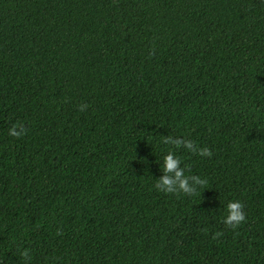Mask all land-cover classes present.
Returning a JSON list of instances; mask_svg holds the SVG:
<instances>
[{
  "label": "trees",
  "instance_id": "1",
  "mask_svg": "<svg viewBox=\"0 0 264 264\" xmlns=\"http://www.w3.org/2000/svg\"><path fill=\"white\" fill-rule=\"evenodd\" d=\"M0 264H264V0H0Z\"/></svg>",
  "mask_w": 264,
  "mask_h": 264
},
{
  "label": "clouds",
  "instance_id": "2",
  "mask_svg": "<svg viewBox=\"0 0 264 264\" xmlns=\"http://www.w3.org/2000/svg\"><path fill=\"white\" fill-rule=\"evenodd\" d=\"M86 106H81V109ZM17 125H13L11 128H9L8 132L11 136H22L24 134V127L22 125L19 126V130H17ZM167 140H170L169 138H166ZM185 148L192 149V144L190 142L185 141ZM201 155H210V152L207 148H203L199 150ZM164 171L165 172H173L177 179H179V183L177 184V190L182 191L186 194H192L196 191L195 187H189L187 184V177L180 179L182 169H180L178 166L181 163L179 157L175 156L172 152H169L164 157ZM197 183H203L200 181L199 177H194ZM173 183L172 179H170L167 176H163L160 179L159 188L160 190L164 192H173V188L170 187V185ZM227 211L228 215L224 218L225 225L231 226L235 228L238 224L243 222L244 220V213L242 210V204L240 201H230L227 204Z\"/></svg>",
  "mask_w": 264,
  "mask_h": 264
}]
</instances>
